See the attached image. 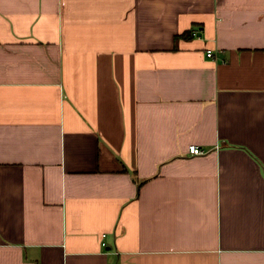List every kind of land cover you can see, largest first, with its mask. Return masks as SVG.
Instances as JSON below:
<instances>
[{"label":"crops","instance_id":"1","mask_svg":"<svg viewBox=\"0 0 264 264\" xmlns=\"http://www.w3.org/2000/svg\"><path fill=\"white\" fill-rule=\"evenodd\" d=\"M0 264H264V0H0Z\"/></svg>","mask_w":264,"mask_h":264},{"label":"built area","instance_id":"2","mask_svg":"<svg viewBox=\"0 0 264 264\" xmlns=\"http://www.w3.org/2000/svg\"><path fill=\"white\" fill-rule=\"evenodd\" d=\"M200 34H201V29H193L192 31V35L194 37H200ZM207 56L208 57H212L213 56V52L211 50H208L207 51ZM189 152L192 154V155H202V154H205L206 153V150L202 149L200 146L198 145H190L189 147Z\"/></svg>","mask_w":264,"mask_h":264}]
</instances>
